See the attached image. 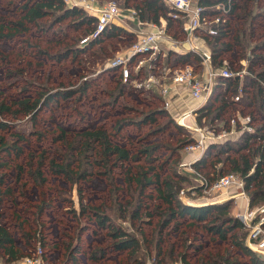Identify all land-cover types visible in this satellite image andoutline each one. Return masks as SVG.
I'll list each match as a JSON object with an SVG mask.
<instances>
[{"label": "rangeland", "instance_id": "rangeland-1", "mask_svg": "<svg viewBox=\"0 0 264 264\" xmlns=\"http://www.w3.org/2000/svg\"><path fill=\"white\" fill-rule=\"evenodd\" d=\"M35 1L0 0V23L22 20L27 27L19 29L13 36L0 39V53L6 56L0 64L1 98L10 103L24 96L35 99L38 93L45 92L48 88L81 86V89L71 96H59L47 105L42 104L39 107L36 123L23 114L14 121L17 129L29 133V141L27 144L24 143L26 155L20 159L21 162L26 164L32 161L37 164L41 161L46 177L43 183L38 184L27 172L24 173L20 183L15 185V200L6 202L3 207V221L12 230L17 247L26 253H32L41 248L43 250L42 264H120L126 258V250L113 251L99 259L91 258L90 255L95 246H105L111 241L107 229L100 228L92 219L81 213L80 195L86 205H103L106 206L108 212L113 213L109 204L112 201L111 193H114L115 187L120 200L130 198L128 183L136 175L137 165L150 163L143 156L130 158L124 162L112 158L111 167L108 168L103 160L98 161L101 157L100 153L91 150L89 154L91 174H88L85 179L74 184L64 176L53 173L50 169V162H63L67 144L73 138H79V134L85 131L106 129L111 132V140L126 147L130 154H138L141 146L161 144L154 163L159 164L158 169L163 176L172 174L174 171L179 174H188L185 179L181 180L183 188L180 191V196L187 202L196 204L221 202L227 200L223 197L239 190L237 186L232 185L224 190L209 193L192 191L193 184L197 183L195 173L190 169L195 154L189 152L186 147L177 149L176 146L189 133L192 134L187 126L193 124L194 120L186 114L183 118L184 123L180 121L185 110L176 108L178 107L177 101L169 96L172 93V87L175 86L170 75L172 67L164 65L165 59H162L167 50L176 49L175 46L164 43L153 53L139 52L133 55L131 59L134 56L136 58L131 62V59L128 61L129 71L138 74L141 66L144 68L132 79H128L130 73L125 77L122 65L118 64L116 69L111 67L117 66V64H112L115 58L127 56L130 46L137 39L134 31L131 35L105 38L78 57L70 54L65 59L57 60L45 53H40L39 49L57 52L65 42H73L79 35L69 28L66 31L63 29L57 31L58 27L43 30L37 24L27 22L23 16L24 4L28 2L31 5ZM100 1L105 2L106 0ZM116 1L126 13L124 0ZM237 12L239 9L227 16L231 25L230 37L233 36L236 27L241 22ZM258 20V33H264V17H259ZM40 21L47 24L46 18ZM164 21L160 22L163 27L165 26ZM5 32L10 31L5 28ZM200 34L204 33L200 32ZM82 38H79L80 42ZM27 40H30L31 44H28ZM245 41L246 56H248L252 42L247 36H245ZM160 52L163 54L162 58L153 62L152 58ZM237 54L238 51L232 52L230 57L236 58ZM19 70L22 72H18ZM150 76H156V80L160 79L161 85L149 81ZM123 83H125L124 93L116 94ZM83 84L86 85L85 88L82 87ZM162 84L169 86V94H163ZM112 91H116L115 98ZM181 95L183 96L182 93ZM165 96L172 101L167 108L168 116L159 115L154 122L144 125L128 123L120 129L119 133H113L117 120L136 118L141 110L149 111L164 107ZM179 100H184V97H179ZM193 116L198 122L203 123L195 113ZM170 117L184 128L179 130L174 125H170ZM205 124L215 131L226 128L221 120H216L214 123L205 120ZM33 129L34 132L31 134ZM238 132L240 130H233L227 135L234 137L239 134ZM29 152L34 153L31 159ZM77 153L78 151L74 149L69 150L73 158L78 156ZM175 158H177L176 161H174ZM79 162L78 159H74L71 164L72 168L77 169ZM9 171L13 174L12 167H9ZM107 172L112 175L111 180ZM148 191L152 194V197L148 199L152 208L159 204L164 206L161 196L154 187H150ZM218 198L222 200L215 201ZM242 200L243 198L239 201L234 198L230 210L232 214L238 215L245 209V201L241 202ZM43 203L46 205L41 208ZM263 205L261 200L250 209ZM116 218L121 223L129 224L126 216H116ZM157 218L156 214L153 220L156 222ZM152 228L153 225L146 226L148 232ZM170 232L171 230L165 235L164 245L167 247L169 243H172L176 253L186 252L187 261L191 264H209L205 259H209L210 255L214 257L225 255L230 259L238 260L239 264H253L249 256L235 247L230 239L220 238L206 230L200 222L191 218H184L179 230ZM40 237L43 238L42 245L38 242ZM78 238L81 239L80 244L82 245V251L77 253L79 261L66 263L69 247ZM178 254L174 255L175 260L167 264H185L179 260ZM0 264H10L5 261L1 252ZM148 264L152 263L149 261Z\"/></svg>", "mask_w": 264, "mask_h": 264}, {"label": "trees", "instance_id": "trees-1", "mask_svg": "<svg viewBox=\"0 0 264 264\" xmlns=\"http://www.w3.org/2000/svg\"><path fill=\"white\" fill-rule=\"evenodd\" d=\"M229 1L230 8L225 14H222L225 20L216 25L218 32L209 34L207 31L212 64L213 66H220L223 64V60L227 59L231 71L246 69V72H243L242 75L234 73L229 76H218L217 84L210 97L204 104L197 107L195 112L197 118H205L210 123L221 120L227 128H230V119L234 113L250 115L249 123L254 129L251 131L240 130V134L235 138L225 137L223 140L210 142L204 153L192 162V166L209 180L228 172L237 173L245 182V188L249 194V208H252L258 201L262 200L264 203V33H258V18L264 17V0H198L204 9L203 14L210 16L221 12L220 9L214 7L215 4ZM124 3L126 7L136 9L140 20L160 23L164 19L166 21L164 28L167 34L176 39L186 37L183 29L184 19L180 16H173L174 8L165 0H124ZM237 9H239L237 16L241 22L236 27L233 36L230 37L231 25L227 16L233 14ZM24 12V19L29 23L37 24L40 29L47 30L58 27L57 31L61 29L66 31L69 28L79 35L73 42H65L57 52L39 49L40 53H45L57 60L65 59L70 54L78 57L105 38L134 34L133 31L128 30L120 23L112 21L97 35L90 36L87 43H81L80 37H86L95 32L97 15L88 12L82 6L67 5L63 0H36L31 5L27 2L24 4ZM43 18L47 19V24L40 21ZM5 28H8L10 32L6 33ZM25 28L27 27L22 20L3 21L0 23V39L13 36L19 29ZM245 36L252 42L247 68L243 66L241 61L247 57ZM27 43L31 44L30 40H27ZM235 51H238L237 57H230L229 54ZM143 52L151 53L150 50ZM162 55V52L156 54V57L152 58L153 62L160 60ZM5 58L6 56L0 53V64ZM135 58L136 56L130 62ZM164 59V65L172 68L186 63L197 66L201 61L200 54L195 50L181 51L174 48L167 50ZM258 65L259 67H257ZM117 67L118 65H114L111 68L116 69ZM141 67L138 74L144 68V66ZM18 72H22V70ZM129 73L128 79L138 75L133 71ZM124 84L120 85L117 93L112 91L114 98L116 97L115 93L121 95L124 93ZM82 87L85 88L86 85L83 84ZM79 89L81 86L48 88L47 91L38 93L35 99L24 96L10 103H7L0 96V252L7 263L18 262L33 252L26 253L17 247L12 230L3 221V207L6 202L15 200V185L20 183L24 173L27 172L38 184L43 183L46 179L41 161L37 164L32 161H28L26 164L21 162L20 159L26 155L25 144L29 141V133L17 129L14 121L23 114L33 123H36L39 107L42 104L47 105L59 96H71ZM238 93L239 98L235 99L234 95ZM159 98L162 100L160 95ZM139 113L136 118L117 120L113 127V133H119L120 129L128 123L144 125L154 122L159 115H169L165 106L149 111L141 110ZM169 119L170 125H174L179 130L184 128L174 118L170 117ZM33 132L34 129L30 133ZM79 136L67 144V152L63 162H50V169L53 173L64 176L74 184L91 174V161L89 159L91 150L100 153L101 157L98 161L103 160L108 168L111 167L112 158L124 162L130 158L143 156L150 163L137 165L136 175L128 183L130 198L120 200L115 187L114 193H111L112 201L109 204L113 213L108 212L106 206L103 205H86L80 195L81 213L92 219L100 228L107 229L111 241L105 246H95L90 255L91 258L99 259L113 251L126 250V258L120 264H148L149 261L152 264H167L175 260L174 255L178 253L174 250L172 243H169L167 247L164 245L165 235L170 230L171 232L179 230L184 218H191L200 222L206 230L220 238L230 239L235 247L249 256L253 264H264V255L252 250L246 243L248 229L239 216L230 211L234 198L231 197L221 202L198 204L183 200L180 196V191L183 188L181 180L185 179L188 174H179L174 171L169 175H161L158 169L159 164L154 163L161 144L141 146L138 154H130L126 147L114 143L111 140V132L104 128L85 131ZM193 140V135L189 133L176 148H185ZM70 149L78 151L76 158L69 154ZM33 156L34 153L29 152L30 159ZM74 159L80 161L77 169L71 166ZM176 160L177 158L174 161ZM9 167L13 168V174L9 171ZM107 173L111 180L112 175L110 172ZM176 176L177 178H175ZM194 176H196L197 183L193 184L192 191H203V184L199 180V176L197 173ZM150 187L157 190L164 206L159 204L151 207L148 202L149 197H152L148 191ZM45 205L46 203H43L41 208ZM156 214L158 218L155 222L153 219ZM116 216H126L129 224L119 222ZM148 225H153L150 232L146 229ZM262 225L264 227V220H262ZM167 229L169 230L167 231ZM80 240L78 238L70 245L66 263L79 261L77 253L82 251ZM38 242L42 245L43 238L40 237ZM178 256L183 263L191 264L187 261L188 254L186 252L180 253ZM205 261H208L209 264H239L238 260L230 259L229 256L225 255L215 257L210 255L209 259H205Z\"/></svg>", "mask_w": 264, "mask_h": 264}, {"label": "built area", "instance_id": "built-area-1", "mask_svg": "<svg viewBox=\"0 0 264 264\" xmlns=\"http://www.w3.org/2000/svg\"><path fill=\"white\" fill-rule=\"evenodd\" d=\"M67 5H79L84 7L88 12L95 13L97 15L96 30L92 35L83 37L81 42L85 43L88 41L90 36H95L101 32L110 22L127 18L130 20H136L139 24H149L147 21H142L138 17L137 11L134 7H130L124 13L123 8L119 5L116 0H106L101 3L98 7L95 6L97 0H63ZM169 5L174 8L173 16H180L184 19L183 29L186 33L185 39L190 42V49L197 51L201 57V68H196L192 63H186L181 66H175L172 68L170 75L174 84H179L184 86V88L190 93L194 98L200 99L205 102L210 97L213 91V85L216 77L218 76H229L234 73L242 75L246 72V69L241 71H231L229 68V62L227 59L223 60L222 66L212 65V55L211 52L200 50L198 46L192 42L191 36L197 28L204 27L208 30L210 34H215L218 32V27L216 25L222 23L225 17L226 11L230 8L229 2H222L215 4L214 7L221 10V12L210 16L203 14L204 9L199 4L198 0H165ZM154 29L152 30H141L137 35L136 41L130 46L127 56L124 58L117 57L113 60L112 64H119L123 67V72L125 77L129 75L128 61L133 55L143 51H152L151 53L157 51L164 38L169 39L173 46H177L182 42V40L172 39L165 34V29L163 26L157 23H150ZM243 64H246L247 59L241 60ZM201 69H206L203 73ZM156 76H150L149 81H153L156 84L161 85V80H156ZM163 94H169V86L162 84ZM235 99L239 98V93L234 95ZM172 103L171 99L165 96L164 106L166 108ZM201 105V104H200ZM199 105V106H200ZM197 106V107H199ZM191 108L183 112V116L189 114L194 120L193 124L187 127L192 132L194 140L187 144L185 147L189 152L195 154L194 160L199 158L205 151L206 146L210 142L218 141L217 139L223 140L228 133L233 130H253V126L249 123L250 115H242L241 113H234L230 119V128L222 129L221 131H215L212 127L205 124V118H202V122H198L193 113L196 114L195 109ZM184 123V120H180ZM193 160V161H194ZM190 164V163H189ZM190 169L197 173L199 180L203 184V191L205 193L215 192L224 190L232 185L239 188L234 194L235 196H242L246 199V207L242 212L238 213L239 218L244 223L245 227L248 229L246 236V243L248 246L264 255V227L262 225V220H264V205L256 209L249 208V194L245 188V182L241 176L234 172L225 173L213 180H209L203 174L197 172L191 162ZM42 249L38 248L33 251L32 254L25 256L18 262H13L10 264H42L41 257Z\"/></svg>", "mask_w": 264, "mask_h": 264}, {"label": "crops", "instance_id": "crops-1", "mask_svg": "<svg viewBox=\"0 0 264 264\" xmlns=\"http://www.w3.org/2000/svg\"><path fill=\"white\" fill-rule=\"evenodd\" d=\"M104 2V1H103ZM103 2H101L100 0H97V2L95 3V6H99L101 3H103ZM128 8H130V7H126L125 8V10H127ZM95 14V13H94ZM161 21H164L163 19L161 20ZM114 22H117V23H120L121 25H123V26H125L128 30H131V31H134L137 35L139 34V32L141 31V30H152V29H154V27L150 24V23H154V22H149V21H147V22H149V24H143V25H141V24H139L136 20H130V19H127V18H122V19H117V20H114ZM164 22H166V21H164ZM126 23V24H125ZM157 24H160V23H157ZM166 24V23H165ZM128 25V26H127ZM208 30L206 29V28H204V27H199V28H197L196 30H194V32H193V34H192V36H191V40H192V42L193 43H195L197 46H198V48L200 49V50H205V51H209V52H211L210 51V46H209V42H208V40H207V35H208V32H207ZM200 32L202 33H204V34H200ZM210 34V33H209ZM167 36L169 37V38H172V39H174L172 36H170V35H168L167 34ZM176 39V38H175ZM201 39V40H200ZM178 40H182V42L180 43V44H178L177 46H175L176 47V49H178V50H181V51H184V50H187V49H190V42L189 41H187L186 39H185V37H183L182 39H178ZM164 43H168L169 45H172V42L169 40V39H167V38H164L163 40H162V43H161V45L162 44H164ZM182 44V45H181ZM200 46H203L202 48H200ZM166 55V54H165ZM229 55H231V54H229ZM248 58H250V54L246 57V58H243V59H247L248 60ZM162 59H164V58H162ZM247 63L248 62H246V64H243V66L245 67V68H247ZM213 65V64H212ZM262 65V64H261ZM178 66H181V65H178ZM220 66H222V65H220ZM195 67L196 68H201V61H200V64L199 65H195ZM257 67H259V65L257 66ZM202 70V72L204 73L205 72V70L204 69H201ZM216 84H217V77H216V79H215V81H214V85H213V89H214V87L216 86ZM180 93V94H179ZM181 93L183 94V96L181 95ZM169 96H172V97H174V100L175 101H177V106L178 107H176V108H183V110H185V111H187L188 109H191V108H195V107H197V106H199L200 104L202 105V104H204L205 102H202L200 99H197V98H194V97H192L191 95H190V93L184 88V86H182V85H179V84H175V86H173L172 87V93H170V95ZM179 97H184V100H179ZM178 99V100H177ZM188 101V102H187ZM200 105V106H201ZM184 112V111H183ZM183 117L184 116H182L181 117V119H183ZM227 128V127H226ZM239 134H240V132H238ZM239 134H237L236 136H234V137H237ZM225 137H230V138H234L233 136H229V135H227V136H225ZM194 160V159H193ZM192 160V161H193ZM191 161V162H192ZM236 192H234L233 194H231V195H227V196H225V197H223V199H225V198H231V197H233V198H236V200H240L241 198H243V200L241 201V202H244V204L246 203V199H244V197H242V196H238V195H234ZM220 201V200H222V199H216L215 201ZM249 203V202H248Z\"/></svg>", "mask_w": 264, "mask_h": 264}, {"label": "water", "instance_id": "water-1", "mask_svg": "<svg viewBox=\"0 0 264 264\" xmlns=\"http://www.w3.org/2000/svg\"><path fill=\"white\" fill-rule=\"evenodd\" d=\"M194 204H196V203H194Z\"/></svg>", "mask_w": 264, "mask_h": 264}, {"label": "bare ground", "instance_id": "bare-ground-1", "mask_svg": "<svg viewBox=\"0 0 264 264\" xmlns=\"http://www.w3.org/2000/svg\"><path fill=\"white\" fill-rule=\"evenodd\" d=\"M184 118V117H183Z\"/></svg>", "mask_w": 264, "mask_h": 264}]
</instances>
